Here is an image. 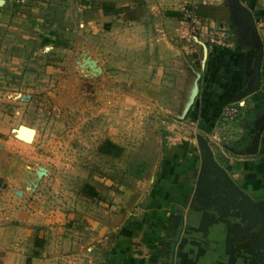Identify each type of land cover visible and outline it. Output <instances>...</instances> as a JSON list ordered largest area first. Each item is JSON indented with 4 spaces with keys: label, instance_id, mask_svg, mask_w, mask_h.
Here are the masks:
<instances>
[{
    "label": "rangeland",
    "instance_id": "rangeland-1",
    "mask_svg": "<svg viewBox=\"0 0 264 264\" xmlns=\"http://www.w3.org/2000/svg\"><path fill=\"white\" fill-rule=\"evenodd\" d=\"M6 1L14 11L0 23V214L31 230L30 240L43 237L59 254L56 264H85V255L95 263L101 230L125 220L116 202L153 172L156 181L172 139L191 135L182 126L190 125L193 106L186 116L183 109L208 43L222 39L201 38L184 2L139 4L131 20L128 10L107 19L100 0ZM89 56L100 71L82 66ZM21 124L37 129L35 141L27 131L16 138ZM201 139L213 154V140ZM39 165L51 172L33 190L35 176L25 168ZM130 200L142 197L135 192ZM253 219L264 224V208Z\"/></svg>",
    "mask_w": 264,
    "mask_h": 264
},
{
    "label": "crops",
    "instance_id": "crops-1",
    "mask_svg": "<svg viewBox=\"0 0 264 264\" xmlns=\"http://www.w3.org/2000/svg\"><path fill=\"white\" fill-rule=\"evenodd\" d=\"M110 2L139 9V4L148 2L162 8H178L184 2L192 8L194 19L200 21L201 38L219 37L223 44L208 43L200 92L190 111L192 121L182 126L191 135L182 131L180 137L172 139L156 181L120 197L115 213L125 220L101 230L91 256L97 260L86 262L85 255L84 263L264 264V224L253 219L259 211L238 210V200L229 197L231 193L221 183L220 173L225 172L254 201L264 200V129L257 150L251 152L255 149L257 124L264 116V0H100L101 9L115 8ZM0 5V23H6L12 19L14 9L6 0ZM241 5L253 13L263 44L260 87L248 95L244 91L253 81L257 45ZM179 14L175 12L173 16ZM103 15L107 19L114 17ZM242 99L247 104L244 113L225 121V106ZM203 134L213 140V154L202 141ZM135 192L136 198L142 197L139 204L130 200ZM200 193L220 196L204 200ZM6 222L10 221L0 214V264L57 263L53 262L59 257L56 250L36 246L37 236L30 240L31 230ZM38 238L44 243L43 237Z\"/></svg>",
    "mask_w": 264,
    "mask_h": 264
},
{
    "label": "water",
    "instance_id": "water-1",
    "mask_svg": "<svg viewBox=\"0 0 264 264\" xmlns=\"http://www.w3.org/2000/svg\"><path fill=\"white\" fill-rule=\"evenodd\" d=\"M0 3L3 4L4 0H1ZM241 7L244 10V20H245L246 24L253 31V34L255 35V39H256V45H257V48L255 50V64H254V67L252 70L253 81H252L251 86L244 91V95H248V94H251V93L257 91L260 87V83H261L260 69H261V63H262V57H263V44H262L261 38H260L258 31H257V27L255 24V19H254L253 13L249 9L245 8L244 6L241 5ZM99 71H100V69H99ZM201 77H202L201 72H196L193 84H192L191 89H190L188 101L186 102V105L183 109V116H186L189 113L190 109L192 108V106L194 105V103L196 101L197 96L199 95ZM263 129H264V116L262 117V119L257 124V128L255 130L256 135L253 139L255 149H254V151L252 150L251 152H255L257 150L260 135H261V132L263 131ZM212 165L214 168L217 167V165H215L214 163H212ZM25 171L27 172L28 176H30V175L35 176V179H33V180L30 179V183L32 185L33 190L37 189V187L39 186V183L41 182L43 177L49 175L51 172L47 167L42 166V165H39L35 169V171L29 170L27 168H25ZM220 173L223 176V180L221 183L228 189V192L231 193L229 195V197H232V198H235L238 200V203H239V204H237L238 210L245 211L248 209H251V210L253 209V211L258 212L264 208V200L263 201H254L253 199H251L249 197V195L247 193H245L243 190H241L225 172L220 171ZM154 177L155 176H154V172H153L150 176V179L147 182L148 185H150L151 183L154 182ZM22 181H23V183H22L23 185L25 184V182L29 183L24 178ZM1 182H3V178L0 177V185H1ZM4 186L6 187L7 184L4 183ZM17 193L19 195H21L22 191L19 190V191H17ZM227 196L228 195L226 194V199H227ZM228 199H230V198H228Z\"/></svg>",
    "mask_w": 264,
    "mask_h": 264
},
{
    "label": "built area",
    "instance_id": "built-area-1",
    "mask_svg": "<svg viewBox=\"0 0 264 264\" xmlns=\"http://www.w3.org/2000/svg\"><path fill=\"white\" fill-rule=\"evenodd\" d=\"M12 4H17L19 7H25L29 0H8ZM196 22H199V19H196ZM211 41L214 42L215 39L211 38ZM245 108V109H244ZM247 104L244 99L241 101L227 104L223 110V119L225 121H233L237 119L239 116H241L244 113V110H246Z\"/></svg>",
    "mask_w": 264,
    "mask_h": 264
},
{
    "label": "bare ground",
    "instance_id": "bare-ground-1",
    "mask_svg": "<svg viewBox=\"0 0 264 264\" xmlns=\"http://www.w3.org/2000/svg\"><path fill=\"white\" fill-rule=\"evenodd\" d=\"M96 60L94 59H91L90 57H88L84 63H82V66L83 67H86L87 64L90 66V68H92L93 70L95 71H99V66L97 65V61L95 62ZM14 133H15V136L16 138H19V137H22V132L24 131H27V136H26V140H30V141H33L34 137H35V133L37 130L33 129V128H29L27 126H25L24 124H21L19 126V128H15L13 129ZM3 184V182H1V185Z\"/></svg>",
    "mask_w": 264,
    "mask_h": 264
},
{
    "label": "trees",
    "instance_id": "trees-1",
    "mask_svg": "<svg viewBox=\"0 0 264 264\" xmlns=\"http://www.w3.org/2000/svg\"><path fill=\"white\" fill-rule=\"evenodd\" d=\"M126 10H128L129 11V13H127V17L129 18V19H131V20H135V19H137L138 18V16H137V9H135V8H133V9H129V7H127V8H124V9H115V8H113V9H106L105 11L107 12V13H115V15H117L119 12H126ZM35 244H36V246H38V247H43V240L42 239H39L38 238V236L36 237V241H35Z\"/></svg>",
    "mask_w": 264,
    "mask_h": 264
}]
</instances>
